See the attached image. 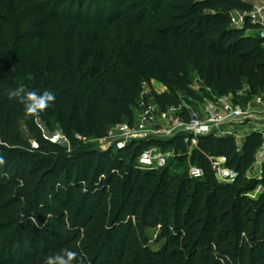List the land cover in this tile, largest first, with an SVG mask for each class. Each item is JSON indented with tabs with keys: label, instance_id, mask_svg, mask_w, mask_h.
<instances>
[{
	"label": "trees",
	"instance_id": "obj_1",
	"mask_svg": "<svg viewBox=\"0 0 264 264\" xmlns=\"http://www.w3.org/2000/svg\"><path fill=\"white\" fill-rule=\"evenodd\" d=\"M85 1L95 0H0V217L27 238L24 225L32 227L29 219L45 202L50 180L62 203L55 240H2L1 252L15 248L22 255L16 264H41L42 251L51 256L68 248L84 264H121L132 246L126 239L133 218L158 243L157 250L146 249V264H264V192L249 196L261 182L243 179L262 143L260 132L246 136V163H240L234 136H199L184 171L179 166L188 152L181 134L136 139L114 150L84 147L112 125L132 124L144 85L154 80L166 91L151 92V101L162 110L176 106L183 117L184 104L203 101L192 88V74L215 97H234L244 86L249 95L263 91L264 38L230 24L232 10L250 6L240 0H104L99 24L115 29L117 45L111 48L93 30L90 49L77 64L81 10L70 16L71 9H58ZM89 63L94 68H86ZM20 85L51 90L55 103L38 118L26 117L24 105L7 97L8 89ZM55 129L64 143L50 140ZM151 146L173 151L175 159L141 167L136 156ZM208 155L224 157L237 178L219 182ZM190 164L202 168L203 176H189ZM125 215L128 230L119 236L113 225Z\"/></svg>",
	"mask_w": 264,
	"mask_h": 264
},
{
	"label": "built area",
	"instance_id": "obj_2",
	"mask_svg": "<svg viewBox=\"0 0 264 264\" xmlns=\"http://www.w3.org/2000/svg\"><path fill=\"white\" fill-rule=\"evenodd\" d=\"M250 6L249 9H234L230 13V24L237 27H245L248 32H254L258 37L264 38V0H240ZM143 92L138 101V110L132 124L127 122L110 126L102 140H114L117 149L124 148L130 141L137 138L150 136L170 138L178 134L185 135L184 141L196 144L197 138L204 135L234 136L235 126L244 122L254 123L259 120L260 129L251 128V131L261 133L263 143L257 150L254 158L256 164L264 162V90L249 95V89L244 86L235 96L215 97L214 100L194 104H184L186 117L181 115V109L171 106L162 110L151 101ZM246 98L245 105L236 104L233 99ZM225 128V130H224ZM221 129L223 131H221ZM53 142L64 143L65 137L60 131L50 135ZM33 148L37 147L35 141L31 142ZM167 152L158 147L151 146L144 150L138 159L141 167H162L168 161ZM171 155H174L171 151ZM210 168L215 178L221 183H231L237 178V172L225 164L224 157L210 159ZM189 176L200 178L203 176L202 168L189 165Z\"/></svg>",
	"mask_w": 264,
	"mask_h": 264
},
{
	"label": "rangeland",
	"instance_id": "obj_3",
	"mask_svg": "<svg viewBox=\"0 0 264 264\" xmlns=\"http://www.w3.org/2000/svg\"><path fill=\"white\" fill-rule=\"evenodd\" d=\"M104 4V0H95L92 2V4L88 3V1L81 3L78 2H66L62 4L58 11L62 12L64 11L67 13L69 9H71V13H67L70 16L74 15L75 11L81 12V19L79 23L77 24L76 30H75V39L77 43V49H76V61L77 64H80L81 60L84 58L85 52H87L89 47V41L91 34L93 30H100L101 35L104 37L105 41L111 46V48L116 47L118 36L116 34L115 29L110 27L106 24H99L100 20H104L105 14L102 13V7ZM80 5V6H79ZM31 18V16H29ZM250 34H254V32H248ZM110 48V47H109ZM10 56V55H9ZM92 58L96 57V51L92 50L91 52ZM93 63H89L86 68H94ZM192 88L195 89L199 94L202 96L203 102L206 100H214L215 95L210 93L207 89H204L201 85V83L196 80V77L194 74H192ZM143 96L151 97L150 93L154 92L156 94H160L164 91H166V88L159 82V81H151L150 85L145 84L144 90H143ZM179 99L181 103H184V96L182 93H179ZM139 101V100H138ZM233 101L238 105H245L247 99L243 98H235ZM191 104H194L193 101L190 102ZM173 106V105H172ZM171 106H168L170 108ZM176 107V106H174ZM138 105L135 113H137ZM16 114V113H15ZM19 127L27 139L30 141H33V138L27 133V130L25 128L24 123L18 119ZM259 120H257L254 123H248L244 122L242 124L236 125L235 133L238 136V138H235L236 141V147L239 154H243V157L240 158V163H246L248 160V156L245 153L249 152V147L251 145V140L246 141V136L251 131V128L260 129L261 125L259 124ZM225 130V128H224ZM58 129H55L52 134H56ZM221 131H223L221 129ZM142 139V138H137ZM166 139V138H164ZM263 143V140H262ZM261 143V145H262ZM197 144V141H196ZM196 144H193L191 142L186 143L187 147V160L182 162V166H179L180 171H184L187 168L184 166L186 163L188 164V161L190 160V156L192 155V148L196 146ZM260 145V146H261ZM84 147L86 149H97V150H107V149H116L114 140H102L100 138H89L84 142ZM148 149V147H144V150ZM259 149V148H258ZM257 149V150H258ZM143 150V151H144ZM257 150L253 151L254 156L257 152ZM142 151V152H143ZM165 153L167 152V159L174 158V155H171V150H165ZM140 156V155H139ZM139 156H136L137 162L139 159ZM253 156V155H252ZM215 155H208V165L210 166V159H213ZM177 158V157H176ZM177 162V161H176ZM181 160H178V164H180ZM238 163V161H237ZM226 164V161H225ZM191 165V164H190ZM196 166V165H193ZM243 179L249 180L252 182H261L258 184L254 191H252L249 196L251 197H257L259 194H262L264 192V166L262 164H256L254 161H249L246 163V167L243 172ZM48 191L45 193L44 198L45 202L40 203L35 208V211L33 213V216L29 219L30 223L32 224L31 228L27 227V224H25V228L23 230V234H25L28 238V240H33V238L37 240H41V242L47 241V240H55V235L57 234L56 231V223L59 218V213H56L57 208H60V205L62 203L59 201L60 198V191L57 188V185L54 183L53 180H50L47 184ZM7 196H10L9 194ZM56 198V200H55ZM79 206L78 202L74 205V208L77 209ZM122 221L116 222L114 224L115 232L117 235L121 236L122 234L127 233V226L126 221L130 219L129 216H121ZM133 228L132 231H128V237L127 242L129 241L128 246H131V249L128 251L127 255L125 256L124 260L121 264H146L144 261V255L146 252V249L148 250H157L158 249V243L155 242V235L153 231L145 230L141 226H138L134 224V219L131 218ZM108 223V222H107ZM125 223V224H122ZM98 221L96 224H94L93 228L97 227ZM6 228V229H5ZM0 231L2 234H0V243L2 240H27L24 235L19 236V233H17L16 230H14V226L10 222L7 216H1L0 217ZM106 240V239H103ZM47 243V242H46ZM27 252H32L31 245H28L25 243V241H22V245ZM41 249H44L43 243L40 246ZM12 250V251H10ZM21 254L18 253V251H15V248L9 249L8 251H5L4 253L1 252L0 249V264H16L18 260L21 259ZM40 259L41 264H45L47 257H49V253L42 251L40 255L38 256ZM129 257V258H128ZM128 260V263H127ZM77 261H73V264H78Z\"/></svg>",
	"mask_w": 264,
	"mask_h": 264
},
{
	"label": "clouds",
	"instance_id": "obj_4",
	"mask_svg": "<svg viewBox=\"0 0 264 264\" xmlns=\"http://www.w3.org/2000/svg\"><path fill=\"white\" fill-rule=\"evenodd\" d=\"M9 100H16L24 105L26 117L38 118L41 113L45 112L50 106L55 103V93L49 89L42 92L28 90L24 85H20L14 89L7 90ZM5 160L0 156V165H3ZM77 252L68 248L62 249L59 253L47 257L45 264H73L77 261ZM78 264H84L81 258Z\"/></svg>",
	"mask_w": 264,
	"mask_h": 264
},
{
	"label": "crops",
	"instance_id": "obj_5",
	"mask_svg": "<svg viewBox=\"0 0 264 264\" xmlns=\"http://www.w3.org/2000/svg\"><path fill=\"white\" fill-rule=\"evenodd\" d=\"M226 97V96H225Z\"/></svg>",
	"mask_w": 264,
	"mask_h": 264
}]
</instances>
